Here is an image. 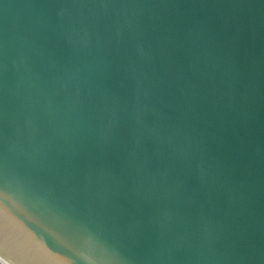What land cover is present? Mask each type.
I'll list each match as a JSON object with an SVG mask.
<instances>
[{
	"label": "water",
	"instance_id": "water-1",
	"mask_svg": "<svg viewBox=\"0 0 264 264\" xmlns=\"http://www.w3.org/2000/svg\"><path fill=\"white\" fill-rule=\"evenodd\" d=\"M0 264H264V0H0Z\"/></svg>",
	"mask_w": 264,
	"mask_h": 264
}]
</instances>
